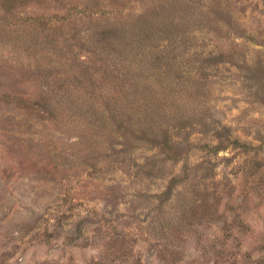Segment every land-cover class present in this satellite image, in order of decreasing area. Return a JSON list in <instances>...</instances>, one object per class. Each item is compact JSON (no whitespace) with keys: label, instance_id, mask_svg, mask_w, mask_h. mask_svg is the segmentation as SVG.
<instances>
[{"label":"rangeland","instance_id":"1","mask_svg":"<svg viewBox=\"0 0 264 264\" xmlns=\"http://www.w3.org/2000/svg\"><path fill=\"white\" fill-rule=\"evenodd\" d=\"M0 264H264V0H0Z\"/></svg>","mask_w":264,"mask_h":264}]
</instances>
